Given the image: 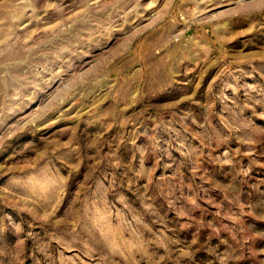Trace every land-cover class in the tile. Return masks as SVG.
I'll return each mask as SVG.
<instances>
[{"label": "rangeland", "instance_id": "rangeland-1", "mask_svg": "<svg viewBox=\"0 0 264 264\" xmlns=\"http://www.w3.org/2000/svg\"><path fill=\"white\" fill-rule=\"evenodd\" d=\"M0 264H264V0H0Z\"/></svg>", "mask_w": 264, "mask_h": 264}]
</instances>
